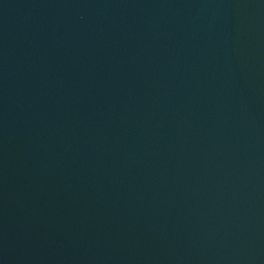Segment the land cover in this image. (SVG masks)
I'll return each instance as SVG.
<instances>
[{"label": "water", "instance_id": "obj_1", "mask_svg": "<svg viewBox=\"0 0 264 264\" xmlns=\"http://www.w3.org/2000/svg\"><path fill=\"white\" fill-rule=\"evenodd\" d=\"M0 264H264V0H0Z\"/></svg>", "mask_w": 264, "mask_h": 264}]
</instances>
